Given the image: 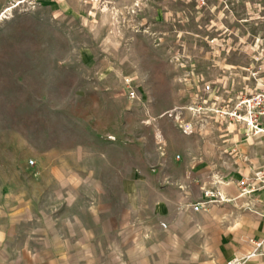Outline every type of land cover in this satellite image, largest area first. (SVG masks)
Instances as JSON below:
<instances>
[{"label": "rangeland", "instance_id": "rangeland-1", "mask_svg": "<svg viewBox=\"0 0 264 264\" xmlns=\"http://www.w3.org/2000/svg\"><path fill=\"white\" fill-rule=\"evenodd\" d=\"M263 79L264 0H0V218L4 193L50 184L51 165L113 178L121 156L136 180L159 135L212 186L253 176L264 139L220 113ZM228 191L237 244L242 217L264 226V189Z\"/></svg>", "mask_w": 264, "mask_h": 264}, {"label": "crops", "instance_id": "crops-1", "mask_svg": "<svg viewBox=\"0 0 264 264\" xmlns=\"http://www.w3.org/2000/svg\"><path fill=\"white\" fill-rule=\"evenodd\" d=\"M154 155L127 184L120 156L118 165H104L113 178L85 163L66 170L51 165L50 184L34 182L33 190L20 188L17 195L8 189L0 264H226L241 258L238 249L253 253L250 240L263 238L264 226L242 217L236 244L234 215L223 214L224 204L236 198L228 189L238 188L240 178L212 186L193 165L171 158L165 146ZM201 187L217 188L227 200L198 211L182 206L200 200Z\"/></svg>", "mask_w": 264, "mask_h": 264}, {"label": "built area", "instance_id": "built-area-1", "mask_svg": "<svg viewBox=\"0 0 264 264\" xmlns=\"http://www.w3.org/2000/svg\"><path fill=\"white\" fill-rule=\"evenodd\" d=\"M203 89L208 91L210 89L209 84H205ZM129 95L132 97L134 92L131 90ZM220 114L241 124L248 133L264 139V79L260 81V88L258 90L249 92L247 96L239 97L234 106ZM182 132L186 134L192 133L191 126L185 124L182 127ZM156 139L158 149L163 150L165 146L164 139L161 135L157 136ZM179 157L178 154L175 155L176 159H179ZM29 163L32 162L30 161ZM237 187L240 195H248L259 189H264V169L258 170L253 176L241 177L237 180ZM200 189V200L190 204L184 202L182 206H189L192 210L198 211L206 208L211 202H224L227 200L221 196L217 188L201 187ZM262 210L264 211V206ZM161 226L164 227L163 224ZM250 242L254 246L253 253L264 254V236L260 240H250ZM226 264H240V261L233 259L227 261Z\"/></svg>", "mask_w": 264, "mask_h": 264}, {"label": "bare ground", "instance_id": "bare-ground-1", "mask_svg": "<svg viewBox=\"0 0 264 264\" xmlns=\"http://www.w3.org/2000/svg\"><path fill=\"white\" fill-rule=\"evenodd\" d=\"M220 194H221V196H222L223 198H225V197H224V194H222V193H220ZM239 196H241V195H239ZM231 200H232V199H231Z\"/></svg>", "mask_w": 264, "mask_h": 264}]
</instances>
